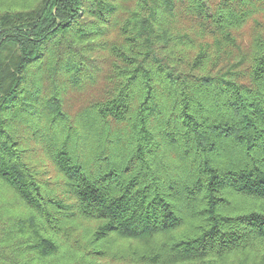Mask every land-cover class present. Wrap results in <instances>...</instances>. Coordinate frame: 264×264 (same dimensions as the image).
<instances>
[{
	"label": "trees",
	"instance_id": "trees-1",
	"mask_svg": "<svg viewBox=\"0 0 264 264\" xmlns=\"http://www.w3.org/2000/svg\"><path fill=\"white\" fill-rule=\"evenodd\" d=\"M128 1L0 0V264L71 259L59 208L97 222L81 264L112 236L136 243L123 264H264V27L237 39L264 0ZM99 49L117 57L107 96L72 115Z\"/></svg>",
	"mask_w": 264,
	"mask_h": 264
},
{
	"label": "rangeland",
	"instance_id": "rangeland-1",
	"mask_svg": "<svg viewBox=\"0 0 264 264\" xmlns=\"http://www.w3.org/2000/svg\"><path fill=\"white\" fill-rule=\"evenodd\" d=\"M134 3L135 1L130 0L128 1V6L132 7ZM254 19L264 27V13H261L254 16L253 19H250L238 30L237 39L242 43L244 48L248 47L252 36L257 29V22H255ZM184 21L190 23L188 20ZM100 38L103 40H109V43L112 44L117 41L118 33L115 29L109 28L105 34L103 33L100 36ZM98 55L102 58L100 63V70L102 71L98 73L95 82L87 84L81 90L69 91L64 99L65 108L72 115L80 108L85 107L89 102L99 99L102 96H107L109 83L105 79V74L112 69L113 62H117V57L111 54L108 49H99L94 56L97 57ZM31 159L35 160L37 166L41 168V180L46 183V188L55 189L59 194L66 193L65 189L67 186L65 181L60 177L58 170L51 164V160L47 158L46 154L35 149L31 154ZM62 197L66 200L67 194H64ZM65 202L67 203V200ZM21 206L20 202L15 200L12 203L9 212L18 214ZM72 211V208L69 210L59 208L58 212L56 210H52L51 212L54 217L64 221V224L59 227L56 235L60 247L59 253H57L54 258L63 261L66 256L70 255L71 259L68 260L66 258L67 260L65 264L86 263L89 259L92 261L93 254L91 255L90 251L97 247V244H95V247L94 243L91 241L92 232L95 229L97 222L82 219L78 214L74 215ZM3 220L6 221L7 219L3 217ZM7 225L3 226L2 230L6 229ZM135 245V242L112 236L109 238L107 248L114 254L117 250L132 248ZM111 253H107L108 255L105 256V258L96 260V264L99 262L101 264H123L118 259L113 258L114 255ZM62 256L65 257L61 260Z\"/></svg>",
	"mask_w": 264,
	"mask_h": 264
}]
</instances>
